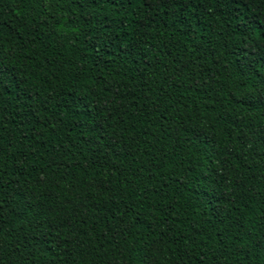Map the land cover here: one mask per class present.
Masks as SVG:
<instances>
[{
	"label": "trees",
	"instance_id": "16d2710c",
	"mask_svg": "<svg viewBox=\"0 0 264 264\" xmlns=\"http://www.w3.org/2000/svg\"><path fill=\"white\" fill-rule=\"evenodd\" d=\"M0 264H264V0H0Z\"/></svg>",
	"mask_w": 264,
	"mask_h": 264
}]
</instances>
